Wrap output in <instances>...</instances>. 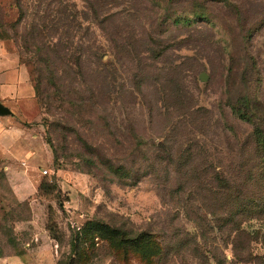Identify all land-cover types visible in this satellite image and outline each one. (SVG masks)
<instances>
[{
    "label": "rangeland",
    "instance_id": "1",
    "mask_svg": "<svg viewBox=\"0 0 264 264\" xmlns=\"http://www.w3.org/2000/svg\"><path fill=\"white\" fill-rule=\"evenodd\" d=\"M44 21L72 104L39 106L35 169L0 165V264H264V0H0L3 48L33 60Z\"/></svg>",
    "mask_w": 264,
    "mask_h": 264
},
{
    "label": "crops",
    "instance_id": "2",
    "mask_svg": "<svg viewBox=\"0 0 264 264\" xmlns=\"http://www.w3.org/2000/svg\"><path fill=\"white\" fill-rule=\"evenodd\" d=\"M0 103L11 112L0 116V165L11 169L23 161L29 172L36 168L38 152V128L30 124L38 118L40 108L28 68L1 42Z\"/></svg>",
    "mask_w": 264,
    "mask_h": 264
},
{
    "label": "trees",
    "instance_id": "3",
    "mask_svg": "<svg viewBox=\"0 0 264 264\" xmlns=\"http://www.w3.org/2000/svg\"><path fill=\"white\" fill-rule=\"evenodd\" d=\"M59 15H61V11H58ZM199 18H205V16L203 14H199ZM176 22V21H175ZM187 23L189 24L190 21L185 19L183 21L179 20L177 21V23ZM51 27H53L54 25H50ZM50 26L47 24V21H44V23H40V22H33L27 25V27L24 29V34L22 35V42L23 44L26 46V48L29 50V53L34 55L33 60L31 59L28 63L27 62H22V65H25L29 72H30V76H31V81L33 83L34 89H35V94H36V98H37V102L41 108V112H42V116L43 117V122L45 120V115H49V116H53L52 115V106L53 104L59 106L57 107L56 111H59L62 113L63 112V107L65 106V104H72L68 99H71V97H69V93L68 94H63V93H56V94H51L50 92H47V85L46 82L48 81V79L44 78V73H45V67L46 68H50V67H54L56 62L58 60H63L60 59L59 56L57 55V53H55L54 51H56V49L58 47H61V45H63V43H68L70 44V47L68 48V50H71V48L74 47L73 44H71V41H64V39H58L59 43H54V38H51L52 32H54L55 29H51L50 30ZM43 30V37L41 35V32ZM77 32L79 33L81 30H83V26L78 25L76 27ZM0 40H4V37L2 36L1 32H0ZM96 62H97V67L99 69L103 68L101 67V59H102V55L100 54H95L94 56H92ZM66 58L68 59V61L74 65L79 67V64L81 63L82 59L80 57H76L74 52L73 53H68L66 55ZM49 75L51 76H55V73H50ZM80 82L84 83L83 80V76L82 73L79 72H74V76L73 78H71V80L69 81V86L70 87H75L76 85H80ZM54 96V98H53ZM68 100V101H67ZM249 101L248 99H244L243 100V104L245 106L249 105ZM74 106V105H73ZM72 106V107H73ZM77 106V105H76ZM71 108V107H69ZM48 111V113H45V111ZM240 115H242V111H238L236 110ZM54 117V116H53ZM254 143L256 145V148L259 151L260 154V160H261V164L264 165V131L260 128H257L255 133H254ZM122 169L116 170L117 173H120ZM90 231L85 232V235H89L90 237H103V230L101 229V227H98L96 224H93L92 227H90ZM139 242V241H138ZM137 242V243H138ZM76 243H72V251L76 252Z\"/></svg>",
    "mask_w": 264,
    "mask_h": 264
},
{
    "label": "water",
    "instance_id": "4",
    "mask_svg": "<svg viewBox=\"0 0 264 264\" xmlns=\"http://www.w3.org/2000/svg\"><path fill=\"white\" fill-rule=\"evenodd\" d=\"M201 81L203 82H207L208 81V75L207 74H202L200 76ZM11 112L8 108L4 107L1 103H0V116H6L9 115Z\"/></svg>",
    "mask_w": 264,
    "mask_h": 264
},
{
    "label": "built area",
    "instance_id": "5",
    "mask_svg": "<svg viewBox=\"0 0 264 264\" xmlns=\"http://www.w3.org/2000/svg\"><path fill=\"white\" fill-rule=\"evenodd\" d=\"M47 173H48L47 171L44 172V174H47Z\"/></svg>",
    "mask_w": 264,
    "mask_h": 264
}]
</instances>
